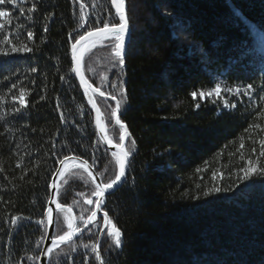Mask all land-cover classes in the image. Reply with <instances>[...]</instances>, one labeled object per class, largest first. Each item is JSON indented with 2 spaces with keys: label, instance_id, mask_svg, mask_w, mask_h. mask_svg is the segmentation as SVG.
Segmentation results:
<instances>
[{
  "label": "trees",
  "instance_id": "1",
  "mask_svg": "<svg viewBox=\"0 0 264 264\" xmlns=\"http://www.w3.org/2000/svg\"><path fill=\"white\" fill-rule=\"evenodd\" d=\"M0 7L9 12L0 18V50L32 49L0 55V264H39L60 161L87 160L104 184L119 171L98 136L71 48L80 35L120 20L111 0ZM127 7L132 35L124 65L114 38L84 58L90 83L121 102L130 133L127 177L103 207L121 245L108 235L111 225L100 238L102 215L55 249L48 264H264V179H240L250 160L264 167V0H127ZM217 84L219 96L201 99ZM95 97L107 133L120 142L116 102ZM90 178L79 164L65 170L56 235L70 231L66 216L80 229L95 211ZM213 187L222 191L204 194ZM14 217L24 219L13 224Z\"/></svg>",
  "mask_w": 264,
  "mask_h": 264
},
{
  "label": "snow or ice",
  "instance_id": "2",
  "mask_svg": "<svg viewBox=\"0 0 264 264\" xmlns=\"http://www.w3.org/2000/svg\"><path fill=\"white\" fill-rule=\"evenodd\" d=\"M16 3H17V0H0V6H3L5 4L11 5V4H16ZM112 3L116 5V11L119 14L120 23L113 24V25H111V27H109V25L107 23H105L103 28H97L94 31H90V32L85 33V35H80L79 39H77L76 42L72 44L73 57H74V59H76L77 65H79V62L81 59V56L77 55V52H78L77 45L78 44L81 45V48H85L88 45L95 46V42L97 40H106V39H109L110 36L114 37V39H115V44L113 47L114 56H115L116 60L118 61L119 65H121V66L124 65V63H125V61H124L125 37H126V34H128V32H129L128 20L126 18L125 13H124V7H123L124 0H112ZM35 7H36L35 4H33L32 8L29 9V11L30 12L33 11L35 9ZM21 11H22V9H21ZM8 16H9V12L4 10L3 7H0V18H4V17H8ZM0 29H4L3 23H0ZM44 31H47V27H45ZM27 35L30 38L32 37L31 32H28ZM69 38L70 39L72 38L71 33H69ZM6 40H7V38L5 37V42H6ZM81 42H83V44H81ZM31 51H32V49L28 48L27 46L16 47L15 45H12L11 53L0 50V55L7 57L13 53H29ZM33 71H35V69H33ZM77 71H79V68H77ZM61 79H63V77ZM82 82L85 84L86 90L91 87L90 85H88L87 81L83 80V77H82ZM13 87H14V85H13ZM251 88H252V85L249 84V85H247V88L245 89V91H247V89H251ZM92 91H98V89H93ZM220 91H221L220 85L217 84L216 87L213 89V91H210L208 93L201 91L200 97H201V99L205 98V96L212 97L213 92L217 96H219ZM227 91L232 92L233 89L228 88ZM235 91L239 92L240 89L237 88V89H235ZM101 95H103V94H101ZM191 96L193 97V99H195L197 96V93L192 92ZM13 99H17V97H13ZM18 99H19V102L22 106H26V102L24 100L23 90H21V94H20ZM112 100L116 101V109L112 112V115L116 117V124L119 125L123 129V132L119 137L120 140L123 141L126 136H130V133L127 132L126 127L122 124L119 117L116 116V112H118L121 108V102L119 100H117L115 96L112 97ZM92 103H93V107H95V101H92ZM196 107L199 108L200 105L196 104ZM224 107L225 108L229 107L227 101H224ZM231 107L234 108L235 104L231 105ZM16 111L19 112V109H17ZM97 112H99V109H97ZM97 122L99 123V117H97ZM101 131H103V127L101 128ZM105 138L107 139V137H105ZM261 143L264 144V141H261ZM132 144H135L134 140H132ZM116 147H117L118 151L113 152L112 155L115 157L116 163L119 166L118 174H116L114 179H112L109 183H107V184L100 183V184L96 185L97 191L94 192V195H96L97 197H103L105 194V191L112 189L114 185L121 184L122 183V177L125 176L126 163H127L128 157L131 155V152L127 151L125 149V147L123 146V144H118V145H116ZM241 147H243V145H241ZM253 151H255V149H253ZM260 155L264 156V150L261 151ZM65 159H67V158H65ZM60 163L63 164L64 161L61 160ZM197 171H199V169ZM240 171L243 172V174H244L242 177H240V179H242V180H249V179H252L253 177H255L257 179H264V167L257 170L255 167L252 166L251 160L249 161V166L246 168H241ZM215 175L216 174L213 173L214 177H215ZM93 179L95 180V178H93ZM220 191H222L221 188L213 187V188H209L207 190V192H205L204 194L210 195L214 192H220ZM88 203L91 204L92 201L89 200ZM101 204H102V200L98 199L96 201V206L100 207ZM48 211H49V222H51V211L52 210L49 209ZM67 211L70 212L71 210L68 209ZM95 217H96V213L92 212L91 216L88 217L87 223H92L95 220ZM22 219H24V218L23 217H14L12 219V223L16 224L18 220H22ZM65 219L68 222L67 226L70 229V231L66 232L64 235H60V236L56 237V240H59L60 242H64L65 240L71 239L73 233L79 230L74 226L73 218L70 215L66 216ZM103 221H104L105 225H111V231L108 233V235L110 237L114 238L115 246L119 247L121 245V236H122L120 229L117 228L112 223L111 219L108 217V214L106 212L103 213ZM38 223H43V221H38ZM53 243H55V241H53ZM85 247H87V246H85ZM97 248H98V246L96 248H94V251H96L97 257H99V252H98ZM49 251H51V249H49Z\"/></svg>",
  "mask_w": 264,
  "mask_h": 264
},
{
  "label": "water",
  "instance_id": "3",
  "mask_svg": "<svg viewBox=\"0 0 264 264\" xmlns=\"http://www.w3.org/2000/svg\"><path fill=\"white\" fill-rule=\"evenodd\" d=\"M111 3H112V0H111ZM112 6H113V9L115 10L116 14L119 17V14L116 11V5L112 3ZM124 13H125L126 18L128 20V26H129V32H128V34H126V37H125V55H126L127 49H128V45H129V42L131 40V35H132V29H131V25H130V21H129V17H128L127 0H124ZM109 27H111V25H109ZM101 28H103V27H101ZM94 30H91V31H94ZM111 38H114V37L110 36L109 39H111ZM106 40H108V39H106ZM100 41H102V40H97L95 42V44H97ZM81 44H83V42H81ZM77 49H78L77 55H80L81 50H82L81 45L78 44L77 45ZM71 51H72V59H73V64H74V70H75L77 79H78V81H79V83L81 85V88H82V90H83V92H84V94H85L90 106L92 107L93 112H94L95 125H96V129H97V133H98L99 138L104 143V145L111 151H114V152L118 151V149L116 147V145H118V144H123L125 149L127 151H129L128 148H127V141H128L129 136H126L125 139L123 141H121V142H116L109 136V134L106 131L105 124L103 123V120H102V117H103L102 116V110H101V108H100V106H99V104H98V102L96 100V97H95L96 94L101 95L103 93L100 90L92 91L93 89H97V88L90 83V81L86 77V74H85V71H84V58H85L87 53L84 56L80 55L81 59H80L79 65H77L76 59H74V57H73V49L72 48H71ZM77 68H79V71H77ZM82 77H83V80L87 81L88 85L91 86L87 90L85 88V84L82 82ZM101 96H105V97H108V98L112 99V97L106 96L104 94L101 95ZM92 101H95V107H93ZM97 109H99V112H97ZM116 116H118L119 119H120V110L118 112H116ZM97 117H99V123L97 122ZM122 124L126 127L127 132H128L127 125L124 124V123H122ZM102 127H103V131H101ZM122 132H123V129H122ZM122 132H121V134H122ZM105 137H107V139ZM130 159H131V155L127 159L125 176L122 177V183L119 184V185H114L112 189L105 191V194H104L103 197H98V199L102 200V204L100 205V207L96 206V210H95L96 217H95V220L92 223H87L83 228H81L78 231L74 232L72 237H71V239L65 240L64 242H60L59 240H56V237L58 235H56L55 226H56V211L58 209L63 208V205H61L59 203V200H58V192H59L60 180L63 177V174H64L65 170L67 168H69L70 166L74 165V164H79L84 169H86V171L88 172V174L90 175V177L92 179L95 178V180L93 179V181L96 183V185L100 184V183H103V182L101 181V178L99 177V175L97 174L95 169L91 166V164L87 160H85V159H83L81 157L70 156V157H67V159L63 160L64 161L63 164H61V163L59 164V167H58L57 171L55 172V174L53 176V179H52V182H51V198H50V201H49L47 214H46L47 227H48L47 228V236H46V239H45V242H44V245H43V249H42V252H41V255H40L39 264H48L49 260H50V256H51L52 252L55 249H57L58 247H60L63 244H66V243L74 240L82 232H84L88 227H90L95 221L99 220L100 216L103 215V206H104V204L106 202L107 196L109 194H111L112 192H114L115 190H117L124 183V181H125V179L127 177L128 171H129ZM49 209L52 210L51 211V222H49V211H48ZM107 226L108 225H105V224L103 225V229H102L100 238L104 235ZM53 241H55V243H53ZM49 249H51V251H49ZM99 257H100V259H102L101 255H99Z\"/></svg>",
  "mask_w": 264,
  "mask_h": 264
},
{
  "label": "bare ground",
  "instance_id": "4",
  "mask_svg": "<svg viewBox=\"0 0 264 264\" xmlns=\"http://www.w3.org/2000/svg\"><path fill=\"white\" fill-rule=\"evenodd\" d=\"M123 7H124V5H123ZM96 45V44H95ZM94 46H91V45H88L87 47H85V48H82V50H81V53H80V55L81 56H84L86 53H88L90 50H91V48H93ZM97 98V97H96ZM97 100V99H96ZM94 113V112H93ZM101 141V140H100ZM91 179V178H90ZM104 207V206H103ZM104 211V210H103ZM102 217V216H101ZM101 217H100V219H101ZM99 221V220H98ZM77 228V227H76ZM106 232V231H105ZM101 240V239H100Z\"/></svg>",
  "mask_w": 264,
  "mask_h": 264
},
{
  "label": "rangeland",
  "instance_id": "5",
  "mask_svg": "<svg viewBox=\"0 0 264 264\" xmlns=\"http://www.w3.org/2000/svg\"><path fill=\"white\" fill-rule=\"evenodd\" d=\"M101 42H102V41L98 42V44H101ZM91 49H92V48H91ZM102 120H103V117H102ZM103 123H104V121H103ZM104 124H105V123H104ZM69 157H70V156H69ZM66 158H67V157H66ZM64 159H65V158H64ZM64 159H63V160H64ZM91 166H92V165H91ZM92 167H93V166H92ZM93 168H94V167H93ZM94 169H95V168H94ZM85 170H86V169H85ZM95 171H96V170H95ZM97 174H98V173H97ZM89 176H90V175H89ZM58 193H59V192H58ZM95 210H96V209H95ZM94 212H95V211H94ZM56 213H57V211H56ZM103 213H104V212H103ZM100 217H101V216H100ZM99 220H100V218H99ZM46 221H47V220H46ZM87 221H88V220H87ZM97 221H98V220H97ZM97 221H95V222H97ZM95 222H94V223H95ZM94 223H93V224H94ZM86 224H87V222H86ZM86 224H85V225H86ZM85 225H84V226H85ZM88 228H89V227H88ZM88 228H87V229H88ZM80 229H81V228H80ZM63 235H64V234H63Z\"/></svg>",
  "mask_w": 264,
  "mask_h": 264
}]
</instances>
